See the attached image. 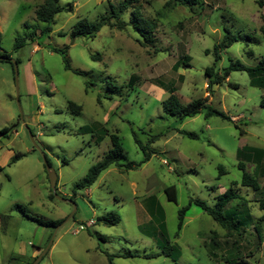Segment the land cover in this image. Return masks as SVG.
I'll use <instances>...</instances> for the list:
<instances>
[{
    "label": "rangeland",
    "instance_id": "rangeland-1",
    "mask_svg": "<svg viewBox=\"0 0 264 264\" xmlns=\"http://www.w3.org/2000/svg\"><path fill=\"white\" fill-rule=\"evenodd\" d=\"M122 1L129 7L120 18L107 19L109 5ZM167 1L60 0L64 7L72 2L71 10L57 13L51 31L41 34L44 23L34 11L42 0H0V53L9 57L0 58V129L12 126L0 137V215L10 216L0 223V264H30L48 244L37 264H175L163 255L139 256L159 250L153 234L159 223L180 247L176 264H225L233 256L264 264V221L258 220L264 211L255 202L264 192V89L251 86L245 71L233 70L210 91L204 74L206 67L219 72L235 60L253 66L264 56V0H201L191 7ZM132 12L153 24L150 42L133 29ZM104 17L107 24L94 37L71 36L79 19ZM120 19L128 23L123 28ZM228 34L237 41L215 62L213 46ZM17 37L25 40L14 48ZM49 46L67 47L71 67L83 74L65 69L62 55ZM113 86L118 89L111 93ZM171 88L183 104L206 98L228 119L207 116L204 108L181 121L164 113L161 102ZM68 101L81 107L80 115ZM92 124L94 130H80ZM112 133L121 141V162L139 165H111L91 186L75 190L111 148ZM148 150L150 158L140 163ZM18 153L23 156L11 162ZM43 156L57 175L54 192L70 202L49 196ZM238 163L258 179V193L241 184ZM167 186L174 200L163 191ZM229 187L237 198L224 208L233 207L227 214L243 223L241 235L227 233L193 203L177 230L178 210L191 198L211 207ZM109 212L118 214L117 224L97 222Z\"/></svg>",
    "mask_w": 264,
    "mask_h": 264
},
{
    "label": "trees",
    "instance_id": "trees-1",
    "mask_svg": "<svg viewBox=\"0 0 264 264\" xmlns=\"http://www.w3.org/2000/svg\"><path fill=\"white\" fill-rule=\"evenodd\" d=\"M60 0H42V3L39 4L35 8V18L44 23V26L41 28L40 33H48L51 31V25L54 23V16L61 12L62 10H71V3L69 2L67 4V7L61 6L59 4ZM174 4H179V5H187L189 7L193 5H198L202 4L201 0H168L166 5H174ZM110 6V15H108L107 19L109 17L112 18H120V14L123 13L128 7V2L127 1H122L120 2L117 6H113L112 4ZM105 20V21H104ZM104 20L101 22H91L88 21L87 18H81L78 21L75 22L73 25L72 31H71V36L72 37H77V36H88V37H94L96 33L100 30V28L103 25H106V19L104 17ZM135 31L138 32V34L141 36L143 41L145 42H150L151 41V32H152V23L148 21L147 19H144L139 16L138 12H132V17L131 20L129 21ZM119 28H123L124 25L128 24L125 23L123 20H119L117 23ZM260 32L262 36L264 37V26L260 28ZM31 40L33 39L34 33L29 35ZM25 37H17L15 38L14 42V48H19L21 45L24 43ZM237 41V38L235 35L228 34L223 36V39L221 42L217 45L213 46V53H214V58L215 62L220 59L219 56V51L222 48H225L229 45H231L233 42ZM50 50L53 52L60 53L62 55V60L64 64V68L67 70H71L73 73L82 75L83 71L73 68L70 65L69 58L67 56V47H55V46H49ZM1 59H9V57L3 53H0ZM92 58L95 56L91 55ZM15 64H18V60L14 61ZM179 66V61H177L172 68L177 69ZM233 70H240V71H245L247 75L249 76V84L253 87H258L264 89V56H261L257 63L254 64L253 66H247L239 62L238 60L235 61H230L229 65L223 67L220 69L219 72H213V67H206L204 69V74L207 78V87L211 90L212 85H218L222 81L226 80L227 77L229 76V73ZM92 84V83H90ZM88 85V84H87ZM232 85V84H230ZM232 86H235L234 84ZM87 87V86H86ZM111 90L109 92H117V87H110ZM209 93V92H208ZM162 103V109L164 113L172 116H176L179 121H181L184 118L187 117H192L195 114L199 112L202 108L206 109V115H218L221 116L224 119H228V117L221 111H218L210 106L207 105V99L206 98H196L193 99L186 104H183L177 94L175 93V88H171L169 91V94L166 96V98L161 102ZM260 105L264 107V96L261 97L260 99ZM68 108L73 111L75 114L80 115L81 114V107L77 104H75L73 101H68L67 102ZM12 128L11 127H3L0 129V137H6L8 134V131ZM96 126L94 124L92 125H85L80 128V130L84 132H90L94 130ZM186 135L195 137L193 133H188L184 132ZM101 139V136H98L96 138L97 141ZM110 140H111V148L108 149L101 157L100 160H98L96 163L92 164L85 175L78 180L74 184V189L75 190H81L88 188L91 186L98 175L108 168L111 165L117 166L119 168H123V170H130L139 165V163H134L132 161H128L125 163H122L121 160L123 159V154H122V147H121V141L119 137L115 134L112 133L110 135ZM141 148L145 151V147L141 146ZM250 150V149H249ZM257 151L256 149H254ZM253 152V151H252ZM152 154V151L148 150L144 154L143 160L140 162H145L147 161ZM23 154H15L11 162L16 161L20 157H22ZM257 156H253L255 158ZM252 158V159H253ZM240 169L243 170L242 174V179H241V184L245 186H251L252 190L255 192H259L261 189V186L258 182V179L255 178L254 175L249 174L247 171L244 170V165L242 163H238ZM1 168V167H0ZM219 169L221 172H223L222 166H219ZM163 191L167 194L169 199L174 200V194H173V186H167L163 189ZM50 197H54L53 193H50ZM216 201L213 204V206H208L206 202H204L201 199H190L188 204L186 206H183L178 210L177 213V230L179 231L182 223H183V218L185 215V212L189 208L190 204H195L198 207L201 208L202 211L206 212L208 215L211 216L213 220L217 222L223 229L226 230L227 233L234 232L238 233L241 235L244 231H239L243 229L242 227V222L239 221H234L231 215L227 214L229 212H232L233 207H228L224 208L225 205L230 202L231 200L237 198V194L232 187H229L225 189L222 193H220L216 197ZM255 202L258 203V206L260 209L264 211V192L259 195L258 199L255 200ZM16 208L20 209L22 213L25 215V212L23 210L22 205L16 204ZM225 209V210H224ZM224 210V212H223ZM234 211V210H233ZM10 216L8 214H2L0 215L1 222H6L5 219L9 218ZM35 221H37L40 224L48 225V226H55L58 224V221H51V220H40L34 217H29ZM119 216L115 212H109L103 216L98 217V221H104L106 224H117L119 222ZM259 221H264V213L259 217ZM163 223H159L157 226V230L155 231L154 236H156V242L157 246L159 247V250L157 252H151V253H145V254H137V253H124L120 254L121 256H143L144 258H151L159 255H163L165 257H169L174 263L176 264L177 259L181 255V250L180 247L177 243H170L168 240L167 235L164 233V227L162 226ZM255 230L257 231L258 228L255 226ZM177 235V233H175ZM259 234H258V240L259 239ZM208 252L210 255L216 257V253L211 250V248H208ZM109 261H111V256H109ZM223 262L225 264H243L242 261H238V258L236 257H230V258H224ZM111 264V263H109Z\"/></svg>",
    "mask_w": 264,
    "mask_h": 264
},
{
    "label": "water",
    "instance_id": "water-1",
    "mask_svg": "<svg viewBox=\"0 0 264 264\" xmlns=\"http://www.w3.org/2000/svg\"><path fill=\"white\" fill-rule=\"evenodd\" d=\"M13 64H14V75L16 77V75H17V67H16V64L14 62H13ZM43 162H44L45 169L47 170L48 179L50 181V187H51V190H52L54 196L57 199L61 200V201L70 202L69 199L64 198V197H59L58 195H56V193L54 191H55V184H56L57 175L54 172V170L50 167V165L48 164V162L46 161V159L44 158V156H43ZM50 242H51V240H50ZM48 247H49V244L45 248V250L42 252V255L47 251ZM42 255L37 256L35 258V260L33 262H31L30 264H37Z\"/></svg>",
    "mask_w": 264,
    "mask_h": 264
},
{
    "label": "crops",
    "instance_id": "crops-1",
    "mask_svg": "<svg viewBox=\"0 0 264 264\" xmlns=\"http://www.w3.org/2000/svg\"><path fill=\"white\" fill-rule=\"evenodd\" d=\"M184 216H186V212H185V215ZM0 223H1V220H0ZM39 248H37V250H38ZM37 250H36V254H37Z\"/></svg>",
    "mask_w": 264,
    "mask_h": 264
}]
</instances>
